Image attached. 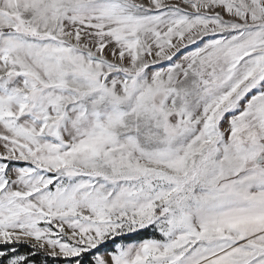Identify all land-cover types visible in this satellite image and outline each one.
I'll return each mask as SVG.
<instances>
[{"label":"snow or ice","instance_id":"6c2138e0","mask_svg":"<svg viewBox=\"0 0 264 264\" xmlns=\"http://www.w3.org/2000/svg\"><path fill=\"white\" fill-rule=\"evenodd\" d=\"M0 264H264V0H0Z\"/></svg>","mask_w":264,"mask_h":264}]
</instances>
